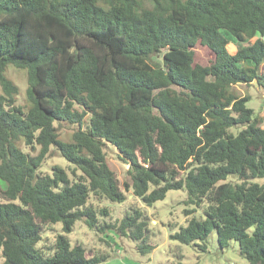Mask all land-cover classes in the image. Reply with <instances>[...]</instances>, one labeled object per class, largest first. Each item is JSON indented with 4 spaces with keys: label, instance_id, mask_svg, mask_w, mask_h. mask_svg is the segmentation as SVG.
I'll return each mask as SVG.
<instances>
[{
    "label": "trees",
    "instance_id": "1",
    "mask_svg": "<svg viewBox=\"0 0 264 264\" xmlns=\"http://www.w3.org/2000/svg\"><path fill=\"white\" fill-rule=\"evenodd\" d=\"M199 46L209 65L196 61ZM11 67L27 74L26 108ZM254 82L264 89V0H0L2 264L107 261L71 244L81 220L146 255L151 219L132 206L99 226L110 211L90 199L121 204L130 191L152 207L173 190L187 192L188 206L206 204L174 240L205 251L216 230L221 248L236 240L249 264H264L263 120L235 89ZM62 123L78 126L70 140L60 138ZM108 144L130 166L125 190ZM52 147L80 172L75 179L60 166L40 171ZM57 223L64 233L48 256L36 245Z\"/></svg>",
    "mask_w": 264,
    "mask_h": 264
},
{
    "label": "rangeland",
    "instance_id": "2",
    "mask_svg": "<svg viewBox=\"0 0 264 264\" xmlns=\"http://www.w3.org/2000/svg\"><path fill=\"white\" fill-rule=\"evenodd\" d=\"M227 37L231 39L230 51L235 52L239 47L238 41L230 34H227ZM211 59L212 55L208 49L202 46L197 48L196 61L198 63L209 65ZM155 60L161 61L162 55L158 56ZM8 75L19 87L17 104L26 108L28 104V79L26 72L11 67L9 68ZM235 89L241 96L250 97L247 106L254 110L256 117H260L263 120L264 127V89L256 82L249 86L239 84L235 86ZM57 126L59 127L60 138L64 140H70L72 133L78 129L77 125L72 126L64 123L57 124ZM239 130L240 128L238 127L231 129L234 133H237ZM22 150L30 152V148H27L25 145H23ZM106 151L109 166L116 173L122 189L125 190L126 184H131V179L128 175L130 166L119 159L118 150L111 144H108ZM54 166L64 168L70 177L74 179L80 174L77 171L75 175L73 166L69 164L55 147H52L51 153L45 159L40 171L52 174ZM229 180L235 179L229 178ZM256 181L264 184V180L258 179ZM126 194L128 199L121 204L91 197L90 204L94 208L100 210L106 207L110 211L109 217H99V226L104 222L113 223L119 221L126 213L130 212L132 206L139 207L151 219L149 227L151 234L150 243L155 247L152 252L143 255L137 250L139 245L137 242L121 237L112 230L101 232L98 229L90 228L84 220L77 222L74 230L68 234L71 244L73 246L82 245L87 250L88 256L110 254V258L101 264H177L178 261H181L183 264H249L240 253L238 241L233 240L228 248L220 247L216 230L208 237L206 242L207 250L205 251L201 248L203 242L198 241L190 245H183L172 238L182 227L187 225V221L191 217H196L197 219L204 218L203 212L206 204H203L201 207L186 205V191H170L166 199L158 201L152 207L144 205L142 200L136 198L132 192L129 191ZM186 209H194L195 212L190 217H186ZM63 233L62 223L45 227V230L42 232V239L36 245V248L42 250L45 255H52L55 249L56 237ZM0 264H2V260H0Z\"/></svg>",
    "mask_w": 264,
    "mask_h": 264
}]
</instances>
